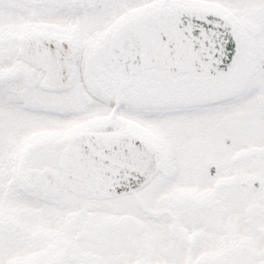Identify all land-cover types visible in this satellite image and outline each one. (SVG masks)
Segmentation results:
<instances>
[{"label":"snow or ice","instance_id":"obj_1","mask_svg":"<svg viewBox=\"0 0 264 264\" xmlns=\"http://www.w3.org/2000/svg\"><path fill=\"white\" fill-rule=\"evenodd\" d=\"M0 264H264V0H0Z\"/></svg>","mask_w":264,"mask_h":264}]
</instances>
